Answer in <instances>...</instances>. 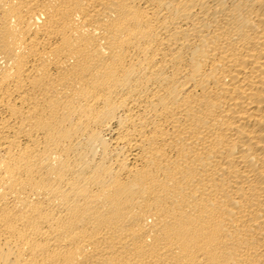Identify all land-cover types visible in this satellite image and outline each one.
<instances>
[{
  "label": "bare ground",
  "instance_id": "obj_1",
  "mask_svg": "<svg viewBox=\"0 0 264 264\" xmlns=\"http://www.w3.org/2000/svg\"><path fill=\"white\" fill-rule=\"evenodd\" d=\"M0 264H264V0H0Z\"/></svg>",
  "mask_w": 264,
  "mask_h": 264
}]
</instances>
